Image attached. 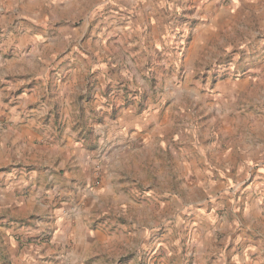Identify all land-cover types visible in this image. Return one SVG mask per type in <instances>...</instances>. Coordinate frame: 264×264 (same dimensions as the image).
Returning a JSON list of instances; mask_svg holds the SVG:
<instances>
[{
    "label": "rangeland",
    "instance_id": "1",
    "mask_svg": "<svg viewBox=\"0 0 264 264\" xmlns=\"http://www.w3.org/2000/svg\"><path fill=\"white\" fill-rule=\"evenodd\" d=\"M45 1L44 42L15 45L25 30L0 21V140L24 133L0 177L24 176L23 199L42 189L45 218L77 195L90 208L45 262L22 249L47 248L49 221L12 234L0 217L1 252V234L19 247L0 264H264V4Z\"/></svg>",
    "mask_w": 264,
    "mask_h": 264
},
{
    "label": "crops",
    "instance_id": "2",
    "mask_svg": "<svg viewBox=\"0 0 264 264\" xmlns=\"http://www.w3.org/2000/svg\"><path fill=\"white\" fill-rule=\"evenodd\" d=\"M240 3L243 2H249L251 1L253 5L257 4H264V0H237ZM50 3H48L45 0H0V21L3 23H10L15 22L17 28H20V30H25V32L21 33L20 37L15 38V45L17 43L18 46H30L34 42H44L46 38L43 37V35H40L36 32V29H38V26H46L47 23H50L48 19H51L49 13H47L45 10H47V6ZM46 5V7H45ZM51 5V4H50ZM237 5H239L237 3ZM60 6H57L56 8H59ZM62 8V7H61ZM54 13V12H51ZM61 28L59 27V30ZM38 45V44H37ZM39 48L33 49L34 52H37ZM39 51V50H38ZM264 129V125L262 127ZM24 133L20 132L19 130L11 131L7 136L2 138L0 140V150L4 151L7 149V142L11 138L12 141H17L21 137H23ZM12 135V136H11ZM260 147V145H258ZM59 149V148H58ZM57 149V150H58ZM64 153H67V155L71 157V154L73 157L79 158L78 152L71 151L69 148L63 151ZM2 154V152L0 153ZM7 177L1 178L0 177V217H3V221H8V225L12 226H4L3 232H10L12 234L15 233H22V234H35L39 231L45 230V224L47 225V221H49V225L51 226L50 229V238L51 242L50 244L47 243V248L44 249L41 248V246H31V247H24L22 249V253L25 254V257L29 262H37L38 259H41L43 262L44 260L49 257V253L56 252L57 245L60 243H64L69 241L70 232L74 231L73 233L77 232L75 230V227L73 225L74 220V213L75 212H82L81 210H88L90 207L88 205V202L85 201V199L77 195L76 199L72 202L68 201H61L57 204V207L54 210L49 211L50 218H45L44 215V208H47L46 205V195L43 194V190L40 188L38 189L37 198L36 196H29L26 199H23L19 196H17V192L20 190L23 184L27 182V179L24 178V176H13V175H6ZM4 179V180H1ZM31 182V181H30ZM28 184V183H27ZM42 193V194H41ZM79 193V192H78ZM92 197L89 199L91 201ZM84 201L85 206L84 208L76 206L79 201ZM71 206H73L71 208ZM31 209V210H29ZM52 209V208H51ZM49 210V209H48ZM23 211L27 213L36 212L37 215L42 216L41 221L40 219L34 220V224L27 225V224H20L17 221H13L16 218L15 216H11V213L13 214H19ZM11 212V213H10ZM47 212V210H46ZM247 218L249 219V222H255V218H253V214L247 210ZM36 215V217H37ZM93 214L90 211H87V214L85 215V219H88ZM77 219V222L80 224V219H82V216H75ZM50 219V220H49ZM259 221V220H257ZM256 221V222H257ZM17 223V224H16ZM28 223V222H27ZM78 226V225H77ZM81 232L79 234V237L76 242H79V245L77 246V249L73 251V255H77L80 253V251H83L84 248L86 249L88 245H92L91 243L94 241L93 235L91 234V228L88 226V223L85 222L84 226L79 229ZM2 237L6 238L5 244L7 245V248L2 253L0 250V255H5L6 253L8 256L12 255L15 252H18V246H15L14 237H9V235L1 234ZM8 239V240H7Z\"/></svg>",
    "mask_w": 264,
    "mask_h": 264
}]
</instances>
